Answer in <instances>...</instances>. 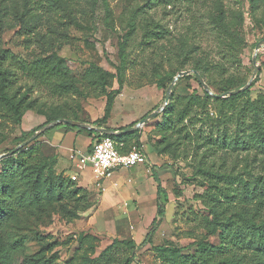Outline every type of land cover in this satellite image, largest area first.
Segmentation results:
<instances>
[{"label":"rangeland","instance_id":"rangeland-1","mask_svg":"<svg viewBox=\"0 0 264 264\" xmlns=\"http://www.w3.org/2000/svg\"><path fill=\"white\" fill-rule=\"evenodd\" d=\"M46 2L0 0V50L9 49L26 60L53 53L65 57L70 80L80 86L82 93L59 96L47 87L26 80V76L18 71L16 87L20 92H26L28 86H32L28 94L37 99V105L25 112L20 124L6 119L5 111L0 107V156L36 143L41 145L46 155L56 156L54 171L67 178L76 171L72 168L73 160L70 155L67 158L56 153L55 147L46 142L48 136H57L56 144H70L71 138L65 137V132L72 130L65 123L53 126L41 136L43 131L21 147L34 133L22 142L17 137L23 130L37 131L48 116L57 117L56 120L84 121L86 124L102 117L106 96L97 95L101 86L84 76L93 64L116 74L113 63H119L120 42L135 10L136 29L128 40L124 87L115 98L110 126L138 123L144 115L163 106L166 91L180 72L189 73L177 79L173 93L203 94L194 73L197 61L218 67L213 70L216 82L234 81L242 84L236 89L244 87L255 70L253 56L256 45L264 39V0H107L106 4L103 0H79L78 3L66 0L58 12L48 11ZM219 9L223 12V25L213 19ZM190 45H193V50L187 54L186 49L191 48ZM257 58L258 78L256 75L253 86L243 99H252L254 104L264 107V43L257 52ZM170 77L173 78L169 82ZM159 81L167 87L159 86ZM110 82V89L118 88L115 77H110ZM209 88L213 96L225 94H217ZM163 110L138 128L142 134V150L148 160L136 165L143 176L142 182L135 184L137 189L133 186L134 198L122 200L114 210L96 213L106 181L98 186L90 168L84 169L75 181V186L86 188L90 196L86 203L83 200L70 203L71 207L77 205L80 213L74 219L65 217L54 202L25 204V198L33 197L31 185L17 181L10 198L15 214L2 230L6 241L20 244L11 248L9 264H34L35 259L42 255L43 244H50L52 248L45 252L46 256L56 252L55 264H68L79 247L80 236L87 232L99 238L93 255H98L115 238L141 242L157 213L156 182L153 178L147 181L144 175L149 162L156 165L169 201L166 202V216L152 242L136 251L134 264H160L162 260L156 246L181 248L182 253L188 254L196 252L197 243L201 240L219 244L220 229L212 234L208 228L215 212L224 219L222 225L232 214L249 218L257 209L258 201L246 199L244 185L240 182L247 180L253 187L258 181L259 186L264 187L263 149H242L240 145L234 148L198 141V136L206 135L209 129L206 122L197 118L194 125L187 121L176 122L173 128L160 132L157 125L163 121ZM208 111L210 117L221 116L215 103L209 105ZM204 113L198 117L205 118ZM225 114L230 116V112ZM226 125L228 132L240 141L252 138L256 144L264 146V128H257L255 121H251L250 130L232 122ZM79 133L92 140L93 135ZM83 138L76 144L81 145ZM157 147L165 151L159 153ZM7 148L11 150L5 152ZM122 174L119 180L124 181ZM148 174L151 176V171ZM127 188L120 185L111 188L108 196L118 202L127 193ZM258 198L264 199V195ZM124 249L125 245L118 246L114 252L121 254ZM90 254L85 252V256ZM232 257L239 258L237 253Z\"/></svg>","mask_w":264,"mask_h":264},{"label":"trees","instance_id":"trees-1","mask_svg":"<svg viewBox=\"0 0 264 264\" xmlns=\"http://www.w3.org/2000/svg\"><path fill=\"white\" fill-rule=\"evenodd\" d=\"M65 1L47 0L45 7L48 11L58 12ZM75 1L78 3L79 0ZM103 2L106 4L107 0H103ZM136 12L137 10L134 11L132 18H130L128 30L120 42L119 63H113V66L117 70L116 74L93 64L84 76V78H91V80L101 86V91L97 95L104 94L106 96V105L102 117L90 122L91 125L123 131L137 123V121L132 122L127 126L118 128L108 125L115 98L121 93L124 87L123 75L128 65L127 45L130 35L136 29L134 21ZM213 19L219 25H223V12L219 9L218 13L213 16ZM190 47L186 49L187 54L193 50V45H190ZM66 62L67 59L59 56L57 53L38 57L33 60H26L9 49L0 50V107L5 111L4 117L10 122L20 124L22 123L25 112L37 105V99L31 98L28 94L32 86L29 85L26 92H20L19 87H16L19 75L18 71L23 76H26V80L30 79L35 84L47 87L51 89L52 93L59 96H68L74 92L81 94L82 89L80 86L70 80ZM195 69L217 94L228 92L242 85L234 81L228 82V80L226 82H223V80L216 82L213 78V70L218 69V67L215 64L205 62L202 65L197 61ZM110 77L117 79L119 84L118 88L110 89ZM172 78H169V82ZM195 78L198 80L196 76ZM158 85L164 88L167 87L162 81H159ZM201 87L203 94L192 93L179 95L171 92L170 102L161 112L163 121L158 123L157 129L162 132L173 128L176 122L185 123V121L194 125V119L197 118L199 121L206 122L209 129L206 135L202 133L198 136V141H202L203 143L207 141L208 143L214 144L221 143L223 146L226 145L227 147L234 148L240 145L242 149L256 147L257 150L263 149L264 153V146L261 147L259 144H256V141L252 138H244L243 141H240L231 132H228V128L225 127L227 126V122H232L237 125H243L246 130H250V127H252L251 121L253 120L256 122L257 128H264V107L254 104L252 99H243L248 94L250 88L227 97H218L210 94L202 85ZM211 103H215L218 106L221 116L216 118L209 116L208 108ZM225 112H230V116L227 117ZM201 113H204L205 118L198 117V114ZM147 115L148 113L142 119ZM56 119L57 117L48 116L45 123ZM248 120L250 121L247 122ZM66 127L71 130L87 132L89 135H93L87 150H91L93 144L103 137L113 139L117 144L118 150L122 153L130 150L134 145L142 149V134L140 129L116 135L100 133L94 128L87 129L72 124H66ZM51 128L45 130L41 136ZM34 131L35 129L29 132L23 130L21 136L17 138L22 142L31 136ZM201 132H203V129H201ZM156 149L159 153L160 151H165L160 150L158 147ZM9 150L11 149L7 148L4 151ZM56 160V156L46 155L41 145L38 146L36 143L12 155L5 156L0 160L2 165L0 172V264H9L11 248L20 245L18 242L6 241L2 232L4 225L10 222L15 214V207L10 202V198H12L16 190L17 181L31 185L33 197L31 199L25 198V204L36 201L38 203L45 201L54 202L60 206L63 215L68 219L78 218L80 215L77 210V205L71 207L70 203L72 201L81 202L83 200V203L88 201L90 192L86 188L75 186V181L71 177L67 178L55 173L54 165ZM147 165V168L151 171L152 178L156 182L157 213L143 240L137 242L135 239L120 240L115 238L98 255H93L98 248L96 241L98 242L99 238L97 235L87 232L80 236L79 247L74 256L68 261V264H134L137 256L136 251L146 243L152 242L153 236L166 216V202L169 201V196L156 170V165L150 162ZM240 183L244 185L243 193L246 194V199L251 198L258 201L255 212L249 218L240 214H232L230 218L225 219L226 223L223 225L221 222L224 219L215 212V216L209 222L208 228L212 234H216L218 229H220L219 236L221 242L219 244L201 240L197 243L196 252L188 254L182 253L181 248L156 246L155 249L162 260L160 264H264L262 260L264 258V212H262L264 199L258 198L264 195V187L259 186L258 181L253 187H251V184L247 180H241ZM91 205L89 204V206ZM122 245H125V249L121 254H118L116 251L114 252L116 247ZM51 250L50 244L41 245L40 253L42 255L35 259L34 264H55L56 252L50 256H46L45 254V252L47 253ZM85 252H90L91 254L85 256ZM236 253L239 258L232 257ZM78 254H81V256H77Z\"/></svg>","mask_w":264,"mask_h":264},{"label":"built area","instance_id":"built-area-1","mask_svg":"<svg viewBox=\"0 0 264 264\" xmlns=\"http://www.w3.org/2000/svg\"><path fill=\"white\" fill-rule=\"evenodd\" d=\"M70 158L76 170L70 177L77 181L82 171L90 168L94 175V182L98 186L111 179L118 170L148 161L146 154L138 146L134 145L130 150L122 153L110 137H103L96 141L91 150L84 152L78 149L72 150Z\"/></svg>","mask_w":264,"mask_h":264},{"label":"crops","instance_id":"crops-1","mask_svg":"<svg viewBox=\"0 0 264 264\" xmlns=\"http://www.w3.org/2000/svg\"><path fill=\"white\" fill-rule=\"evenodd\" d=\"M111 127L118 128L119 126L111 125ZM65 137L71 138L70 144H63V143L56 144L57 143V141H56L57 136H52V137L48 136L49 139L46 142H49L50 145L55 147L56 153L63 154L67 158L71 154L72 150H74V149L81 150L82 152L86 151L89 143L91 142L90 137L86 136L85 138H83V134H80L77 130L65 132ZM82 138H83V141H82L83 143H81V145L80 144L77 145L76 142L78 141V139H82ZM151 159H153V158L151 157ZM72 168L75 169L73 162H72ZM131 169L133 170L132 172L130 171ZM149 171L150 170L146 167L144 175H146L147 181H151V178H152L148 174ZM121 173H123L122 175L125 178L124 181L121 179L119 180ZM142 177L143 176H141L139 174V170L136 166H132L130 168H122V169L118 170L114 174L112 180H109V181L106 180L105 188H104V191L102 193V199H101V202L98 206L96 213H101V212L105 213L107 210H110V209L114 210L117 207V204H119V202H121L122 200L127 201V199H129V198L130 199L134 198L133 197L134 187H135V189H137L136 187H138L135 184L142 182V180H141ZM119 185L122 187L127 186L129 188H127L128 190H127V193L124 194V197H120L121 199L117 202L116 200H111L110 197L108 196V193H109L111 188L119 187ZM128 185H130V186H128ZM136 192H138V191L136 190Z\"/></svg>","mask_w":264,"mask_h":264},{"label":"water","instance_id":"water-1","mask_svg":"<svg viewBox=\"0 0 264 264\" xmlns=\"http://www.w3.org/2000/svg\"><path fill=\"white\" fill-rule=\"evenodd\" d=\"M264 43V39H262L261 41H259L256 45V53L254 54L253 56V63L255 64V70H254V73H253V76L251 78V80L242 88L240 89H236V90H232V91H228V92H225V94H221V95H216L218 97H225L227 94L228 95H232V94H237L243 90H246L248 88H250L251 84H252V81L256 78V75H257V72H258V58H257V52L259 51L260 49V46ZM189 72L188 71H185V72H180L176 77L175 79L172 81L171 85L169 86V88L167 89L166 91V99H165V104L163 106H161L160 108H158L157 110L149 113L146 117H144L142 120H140L138 123H136L135 125L131 126V127H128L126 128L125 130L123 131H119V130H113L112 128H107V127H95V126H91L90 124H86V123H83V122H80V121H74V120H69V119H58V120H55L51 123H47V124H44L43 126H41L37 131L34 132V134L32 135L31 138H29L27 141H25L23 144H21L19 147L23 146V145H26L28 143H30L31 141H33L40 133H42L43 131L53 127V126H56L58 124H61V123H65V124H72L74 126H79V127H84V128H87V129H92L94 128L95 130H97L98 132L100 133H105V134H121V133H125V132H129V131H134V130H137L139 127H141L144 123H146L150 118H152L153 116H155L158 112H160L161 110H163L165 108V106L168 104L169 102V99H170V95H171V92H172V88L173 86L175 85L177 79L185 74H188ZM198 81L201 83V85L208 91V92H211L210 91V88L208 86V84L206 83V81L204 80V78L202 77V75L198 72V71H194ZM17 150V148L13 149L10 153H6V154H3L0 156V159L5 157V156H8L9 154H12L13 152H15Z\"/></svg>","mask_w":264,"mask_h":264}]
</instances>
